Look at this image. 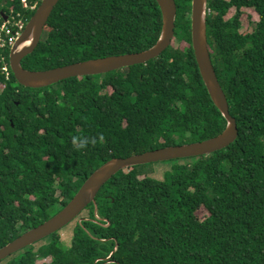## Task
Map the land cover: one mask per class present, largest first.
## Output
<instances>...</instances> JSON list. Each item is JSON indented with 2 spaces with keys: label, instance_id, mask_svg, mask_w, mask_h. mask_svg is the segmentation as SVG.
<instances>
[{
  "label": "trees",
  "instance_id": "obj_1",
  "mask_svg": "<svg viewBox=\"0 0 264 264\" xmlns=\"http://www.w3.org/2000/svg\"><path fill=\"white\" fill-rule=\"evenodd\" d=\"M175 2L173 44L148 64L31 89L17 82L10 48H0V249L60 212L107 160L203 143L226 129L192 51V0ZM208 9V50L237 141L161 173L157 163L119 171L70 245L60 231L0 264H264V0H209ZM0 11L26 25L35 14L21 0H0ZM247 11L256 19L247 17L251 31L241 34ZM162 28L156 0H61L22 66L139 53Z\"/></svg>",
  "mask_w": 264,
  "mask_h": 264
},
{
  "label": "water",
  "instance_id": "obj_2",
  "mask_svg": "<svg viewBox=\"0 0 264 264\" xmlns=\"http://www.w3.org/2000/svg\"><path fill=\"white\" fill-rule=\"evenodd\" d=\"M60 2L61 0H43L41 6L9 51L11 70L17 82L24 87L43 89L71 78L95 76L125 67L148 64L160 58L164 52L171 48L175 39L178 16L177 4L175 0H156L162 13L163 28L159 41L150 50L95 59L46 71L25 69L22 66L23 60L34 54L33 52L42 41L45 28ZM208 5L209 0H192L191 45L209 95L227 121L223 133L203 143L165 147L127 157H113L107 160L95 169L74 198L60 212L42 225L27 231L18 239L1 248L0 263L9 256L60 232L73 223L91 203L95 204L97 214V195L102 187L119 171L140 164L146 165L178 159L206 157L230 147L237 141L239 137L238 124L230 114L227 97L219 82L208 50Z\"/></svg>",
  "mask_w": 264,
  "mask_h": 264
},
{
  "label": "built area",
  "instance_id": "obj_3",
  "mask_svg": "<svg viewBox=\"0 0 264 264\" xmlns=\"http://www.w3.org/2000/svg\"><path fill=\"white\" fill-rule=\"evenodd\" d=\"M43 0H21L23 8L26 11L35 12L38 10L41 2ZM14 17L9 16L3 11H0V48L4 49L6 47L11 48L12 45L19 38L26 24L24 21L14 22ZM7 78H9L10 73L7 67L4 68Z\"/></svg>",
  "mask_w": 264,
  "mask_h": 264
},
{
  "label": "rangeland",
  "instance_id": "obj_4",
  "mask_svg": "<svg viewBox=\"0 0 264 264\" xmlns=\"http://www.w3.org/2000/svg\"><path fill=\"white\" fill-rule=\"evenodd\" d=\"M40 7V6H39ZM39 9V8H38ZM36 12V11H35ZM235 13V11H231L230 14H228V18L229 16L233 15ZM252 16L253 19H256V15L253 11H247L245 13V17H244V22L242 23V29L240 31V33H249L251 31V28L249 27L248 23H247V17H250ZM178 44H176L177 46ZM106 74V73H105ZM172 162H161V163H157L155 164L158 168H157V171L158 173H161L162 171H164L165 169L162 168V167H166V166H170ZM162 166V167H161ZM158 177L161 178V174L158 175ZM207 216V213L205 211H200L198 213V218L200 220H204ZM88 217V212H84L82 213L73 223H71L69 226H67L66 228H64L63 230H61V239H62V242L66 245H70L71 243V240H72V237H73V230L76 226V224L84 219H86ZM40 244H43V243H40ZM39 244V245H40ZM46 262H50V257L47 258V259H44V260H40L38 262V264H42V263H46Z\"/></svg>",
  "mask_w": 264,
  "mask_h": 264
},
{
  "label": "clouds",
  "instance_id": "obj_5",
  "mask_svg": "<svg viewBox=\"0 0 264 264\" xmlns=\"http://www.w3.org/2000/svg\"><path fill=\"white\" fill-rule=\"evenodd\" d=\"M42 3V2H41ZM41 6V5H40ZM36 13V12H35ZM28 25V24H27ZM11 49V48H10ZM10 51V50H9ZM10 73V72H9ZM74 140H75V138H74ZM85 143H86V141H84V140H81L80 141V144H79V146L82 148V147H84V145H85Z\"/></svg>",
  "mask_w": 264,
  "mask_h": 264
}]
</instances>
